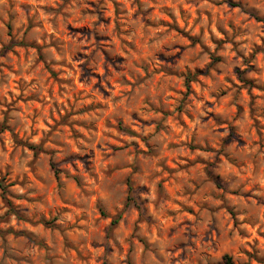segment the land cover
I'll return each instance as SVG.
<instances>
[{"label": "clouds", "instance_id": "1", "mask_svg": "<svg viewBox=\"0 0 264 264\" xmlns=\"http://www.w3.org/2000/svg\"><path fill=\"white\" fill-rule=\"evenodd\" d=\"M232 3H238L242 10L224 8L223 0H0V83L5 85L0 92V106L7 105L0 107V176H7L10 193L39 199L53 216L59 217V232L54 228L48 235L27 229L9 216L7 223L0 224V264H37V242L47 249L46 264H73L71 248L85 264H90L92 258L102 264H224L216 250L226 231L225 209L233 213L231 219L236 220L245 235H253L249 223L264 234V95L250 105L244 92L249 80L264 88V57L255 55L257 50L264 52V0ZM88 11L95 15L82 14ZM109 19L116 24L111 32L109 25L102 22ZM47 20L55 27H46ZM141 21L142 34L138 32ZM85 23L90 35L101 39L118 35L122 43L117 47L114 41L98 40L93 44L89 39L85 59L91 71L83 75L85 87L81 90L75 83L78 69L73 60H81L77 54L82 50V41L65 39L61 26ZM161 24H167V30L161 29ZM173 29L191 37L193 43L182 40ZM19 44L29 47L27 60L11 55H19ZM101 50L107 51L110 64ZM234 52L238 55L234 56ZM41 60L55 74L59 91L51 86V78H43ZM237 66L244 83L233 73ZM200 72L208 78H202ZM13 73L19 77L16 83L20 93L17 95L13 88L9 99L7 82L13 79ZM166 73L182 77L187 90H182L180 80L171 79ZM93 74H97L98 82L93 80ZM193 80L202 87L194 86ZM113 81L122 86L119 95ZM94 83L95 87H89ZM97 88L105 93L103 101ZM169 89L181 95L170 96ZM33 95L41 106L20 105L19 100ZM212 96L216 99L210 108ZM225 96L229 105L240 108L239 112H220L216 108ZM185 113L192 117L191 123L185 122L184 132L177 134L169 117L184 122ZM206 114L231 126L228 143L223 141L229 128L219 133L215 125L202 124ZM101 121L110 125L99 128L103 136L97 134ZM115 128L120 132L113 133L111 129ZM111 135L122 140L124 146L113 145L107 138ZM185 135L187 139L182 138ZM173 140L179 143L173 144L171 151L166 150L165 144ZM133 142L135 147H131ZM25 144L33 151L20 147ZM188 144L202 150L188 153L183 147ZM209 152L216 155H206ZM192 156L209 164L210 175L225 190H216L209 183V176L199 169H189L192 183L165 177L184 185L179 194L187 192L188 196L178 202L194 212V219L186 226L181 221L187 217L180 215L176 216V227L169 229V222L161 216L170 211L167 201L174 199L175 194L156 178L163 177L162 169L179 171L169 167V159L188 168L183 161L194 163ZM224 157L237 167L228 165ZM118 169L123 171L117 172ZM53 172L56 187L50 202L48 188L53 183ZM129 193L132 204L122 208ZM57 195L81 212L71 210L72 215H68L56 203ZM93 197L97 207L120 223L110 225L98 219ZM133 205L140 212L137 219H133ZM5 211L0 206V216ZM179 211L183 212V208ZM25 215L33 217V210ZM145 220L149 221L147 225L142 222ZM22 228L27 238L7 231L16 233ZM81 228L83 231H77ZM214 231L220 233L219 239ZM61 235L67 245L63 251ZM93 243L97 245L95 250L89 246ZM249 243L251 248L232 230L233 264H252L253 256L264 264V243ZM101 249L107 251L101 254ZM177 250L182 255L177 256ZM243 251L248 252L247 257L240 254Z\"/></svg>", "mask_w": 264, "mask_h": 264}, {"label": "rangeland", "instance_id": "2", "mask_svg": "<svg viewBox=\"0 0 264 264\" xmlns=\"http://www.w3.org/2000/svg\"><path fill=\"white\" fill-rule=\"evenodd\" d=\"M209 3H213V0H209ZM223 6L226 9L242 10V9H240L239 4L238 3H236V4L232 3V0H223ZM89 7H93V5H89ZM214 7L219 8L220 5L215 4ZM41 11L46 12V9L42 8ZM82 14H86L89 17L95 15V13H93L92 11H88L87 13H82ZM114 15H115V11L113 12V16ZM165 15H167V14L165 13ZM102 22L107 23L109 25V31L110 32L112 29H114L116 27L114 19H109V20H105ZM45 26L49 27V28L55 27V25L52 23L51 20L45 21ZM61 27H62L63 33L65 34L64 35L65 39L75 41L77 43H81V41H82V50L79 51L77 54L78 56L81 57V60L74 59L73 63L76 65V68L78 69V71L76 73H74L75 83L80 87L81 90H83V88L85 87L83 75H87L91 71V69L86 67L87 61L85 59V57H87V55L89 54L88 53L89 39L92 40L93 44H95L98 40L101 43H108L110 41H114L115 45L117 47H119V45L122 43V41L120 40L118 35H116V36H105L102 39L97 37L94 34L90 35V33L88 31H86V29L88 28V25L86 23L85 24H69L67 26L62 25ZM149 27L152 28L153 26L149 25ZM160 28L163 30H167L168 25L167 24H161ZM74 29H75V31H74ZM153 30H155V29H153ZM138 32L140 34L143 33V21H141V25L138 28ZM173 32H175L178 36L181 37L182 40L187 41L189 44L193 43L191 37H189L188 35H186L184 33H180L176 29H173ZM262 42H264V41H262ZM52 46H53V48H55L54 43ZM17 51L19 52V55H17V52H12L11 55L13 57H16L17 60H27V58L30 54L29 47H26L24 44H19V45H17ZM31 51L32 52H38V49L31 48ZM101 54L103 55L104 59L107 60L110 64L111 61L108 57L107 51L101 50ZM233 55L234 56L238 55V53L234 52ZM255 55L259 56V57H264V52H260L259 50H257ZM219 59L220 58H217V60H219ZM81 61H83V62H81ZM65 67L67 68L66 65H65ZM102 68H103V65H102ZM39 69L43 73V78L45 80H48L49 78H51V86H54V90L59 91V88H60L59 81H57L55 79V74L48 70L47 66L44 65L42 60H41V63L39 65ZM7 70L10 71L11 69H7ZM67 70L72 71L71 68H67ZM244 70L247 71V68H245ZM233 73L236 75L237 80H240L239 66H237L236 68L233 69ZM165 75H168L169 78H171V79L180 80L182 90H187L185 81L182 77L176 76V75L171 74V73H166ZM199 75L202 78H205V79L208 78L206 73L200 72ZM222 78L226 82L231 84V81L228 80L227 77H222ZM17 79H19V77L16 75V73H13V79L7 82L8 85H10V87H8L9 99H11V97H12L13 88L16 90L17 95H19V93H20L19 85L16 83ZM93 80L98 82L97 74H93ZM240 82L244 83L245 81L240 80ZM247 83H248V87L244 88V92H245L246 96L248 97L250 105H251L252 103H255L257 98L264 95V88L256 87L252 83V81H250V80L247 81ZM192 84L196 87H202V85H200L198 83V81H196V80H193ZM113 85H114V90L119 95L120 90L122 88V86L119 84V81H113ZM4 87H5V85L0 83V92H2L4 90ZM89 87H95V83L93 85H89ZM96 91H97V94L100 96L101 101H103L105 93L99 88H97ZM169 95L170 96H179V95H181V93L175 92V91L169 89ZM215 99H216L215 96L211 97V100L209 101V107L210 108L212 107V101H214ZM172 102H174V101H172ZM19 103L22 106H27L29 103H33L36 106H41L40 100L36 99L34 95L30 96L27 100H19ZM250 105H249V112H251V106ZM109 106H111V101H109ZM0 107L7 108V105H3ZM216 108L220 112H224L227 110H230L232 112H239L240 111V108L237 105H235V104L229 105V99L227 96H225L223 103L216 104ZM161 114H163V113H161ZM169 119L173 121V123L175 125L174 130L176 131V133L180 134V133L184 132L185 122L191 123L192 117L190 115H188L187 113H185V121L184 122H181L179 120H175L171 116L169 117ZM113 123H115V121H113ZM201 123L202 124L215 125L216 131L219 133H223L225 128H229L228 135L226 137H224V141H223L224 143L229 142L228 137H230L232 134V128L225 121L216 119L215 116L209 117L206 114L205 120H203ZM64 127L68 130L69 134L71 135V129L67 125H65ZM106 127H110V125H108L105 121H101V124L98 126V129H97V134L99 136H103L104 132L99 131V128H106ZM5 130L10 131L9 129H7V127H5ZM111 131L113 133H117V132H120V129L115 128V129H111ZM253 131L256 132V129H253ZM256 135H257V138H259L258 132H256ZM107 138L111 141V143L113 145L119 146L121 148L124 146L123 141L118 140L115 135H111ZM182 138L187 139V136L185 135ZM137 139H139V138L137 137ZM140 143L144 144V141L140 140ZM176 143H179V140L170 141L169 143L165 144L164 147L166 150L171 151L172 145L176 144ZM246 146L247 145H245V147ZM20 147L27 148V150L29 152L33 151V149L26 144L21 145ZM97 147H99V145ZM131 147H135V142H133ZM183 147L186 148V151L188 153H191L193 151H201L202 150L199 147L194 148L191 144L184 145ZM147 150H148L147 146L145 145V151H147ZM208 154H211L213 156L216 155L214 152L206 153V155H208ZM191 160L194 161V163H190L188 160L183 161L184 164L188 165V168H185V167H182L181 165H178L174 158L169 159V167L171 169H174V170L179 168V171L173 173V172L168 171V169H162V171L164 173L163 177H157L156 178L158 181L163 180L164 185L168 188L169 192L175 194L174 199L167 201L170 211H167L165 215L161 216L162 220H167L169 222L168 223L169 229H174L176 227V216H180V215L187 217L186 220L181 221V223L186 226L192 219H194V212L191 208L184 207L182 205V203L178 202V201H183L188 196L187 192L183 196L179 194V189L181 187H184V185L179 184V182L175 178L169 180V179H165V177H179L181 180H188L189 183H192V181L188 175V171H189V169H191L193 171L199 169L204 175L209 176V183L212 186H214L216 190H218V191L225 190L224 187L217 181V178L210 175V173L208 171L209 164L206 163L204 159H201L200 157H197V156H192ZM224 160L231 167H233V168L237 167L235 164H233V162L231 160H228L227 157H224ZM145 163H148L147 158H145ZM213 163H218V160L213 161ZM81 167H83L82 164H81ZM120 171H123V169L117 170V172H120ZM29 173L31 174L30 169H29ZM220 174L221 173H217V176H219ZM32 178L34 180H36L37 183L41 187H44L43 183L41 181H39V179L37 177L32 175ZM52 179H53V183L48 188V192H49L48 199L50 202L53 200L52 192L54 191V189L56 187V173L55 172L52 173ZM0 183H2V185L4 186V187H2L0 185V206H2L4 209H6L3 216H0V224L7 223L8 217L12 216L15 218V221L17 224L23 225L27 229H31V230H37L38 229L41 233L48 234V235H50L52 233L54 228L57 232H59V227L56 225V221L59 219V217L53 216L52 210L46 208L41 200L23 198L21 195H13L12 193H10L8 190L9 184H8V180H7L6 175L0 176ZM73 184L78 187V184L76 181H73ZM193 186H195V185H193ZM127 187H128V185L125 184L126 189H127ZM156 187L157 186H155V185L153 186V191H155ZM233 195H236V193H233ZM9 197H12V198L10 199ZM55 199H56V203L59 205V207L63 208L68 215H72L71 210H74L77 213L81 212V209L76 208L75 205L68 204L63 199H61L58 195L56 196ZM132 199H133L132 195H131V193H129L126 196V204H121V207L124 208L128 204H132ZM37 205H39V208L36 207ZM92 206L95 208L96 217L98 219H100L102 222L107 221V223L110 225H116V224L120 223V221L118 219H116L115 217H113L111 215H107L103 211L102 208L96 206V197L92 198ZM151 207L155 208V205H152ZM261 207L264 208V205H261ZM181 208H183V212L179 211ZM29 209L33 210V217H29V216L25 215V213ZM132 210H133V212L136 213V216L133 217V219H137L140 215L139 209L135 205H133ZM224 211L227 213V218L223 221V226L226 228V231L224 232V238L221 241V247L219 249H217L216 251H217V254L220 256V259L222 261H224V264H233L232 254H230L231 253V234H232L233 229L236 230V235L240 239L244 240L245 244L248 245L249 248H251V246H252L249 243V241H252V242L258 241L260 243H264V234L260 233L258 228H256V226L254 224L249 223L248 228L253 232V235H251V236L245 235V233L240 228L237 227L236 220L231 219L233 213L227 209H225ZM173 212H175V215H173ZM45 217H47V219H45ZM84 222L85 221H81V223H84ZM142 222L145 225H147L149 223L148 220H145ZM73 223H75V218H73ZM7 231L12 235H20L24 238H27L23 228L20 229V231L16 232V233H13L11 229H8ZM77 231H83V229L82 228L77 229ZM214 235L216 236L217 239L220 238V233L218 231H214ZM60 239L62 241L61 250L63 251V249L65 247H67V245L63 243L64 237L62 235H61ZM205 242H207V241H205ZM89 246L93 250H95L97 247V245L95 243L90 244ZM141 246L143 247V244H141ZM34 247L36 249V254H37V264H46L47 249L44 248L43 244L40 242H37L34 245ZM70 251H71V254L74 258L73 264H85V261L83 259H79V254L76 252L75 248H71ZM104 251H107V250L101 249V254H103ZM236 251H240V250L237 248ZM240 254L244 255L246 257L248 256L247 251L240 252ZM42 255H43V259L40 258ZM176 255L180 256V255H182V252L180 250H177ZM251 259H252V264H262V261L255 258L254 256L251 257ZM90 264H102V262L98 258H92L90 261Z\"/></svg>", "mask_w": 264, "mask_h": 264}, {"label": "trees", "instance_id": "3", "mask_svg": "<svg viewBox=\"0 0 264 264\" xmlns=\"http://www.w3.org/2000/svg\"><path fill=\"white\" fill-rule=\"evenodd\" d=\"M0 185L2 186V187H4L3 185H2V183H0ZM230 263V262H229Z\"/></svg>", "mask_w": 264, "mask_h": 264}]
</instances>
